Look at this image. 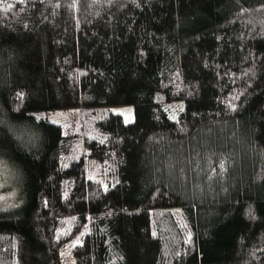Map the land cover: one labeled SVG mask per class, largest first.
<instances>
[{
	"label": "trees",
	"instance_id": "trees-1",
	"mask_svg": "<svg viewBox=\"0 0 264 264\" xmlns=\"http://www.w3.org/2000/svg\"><path fill=\"white\" fill-rule=\"evenodd\" d=\"M0 160V264H264V0L1 3Z\"/></svg>",
	"mask_w": 264,
	"mask_h": 264
},
{
	"label": "rangeland",
	"instance_id": "rangeland-1",
	"mask_svg": "<svg viewBox=\"0 0 264 264\" xmlns=\"http://www.w3.org/2000/svg\"><path fill=\"white\" fill-rule=\"evenodd\" d=\"M109 112L120 113L123 120L128 122L133 119V105L122 104L106 106L100 110L92 108H61L48 111H41L38 116L45 117L49 121L55 122L61 126L62 134L65 137H74L81 141L85 135L84 127L94 129L97 121ZM91 131V130H88ZM4 161L0 160V207H9L16 203L14 184L11 182L12 175ZM65 264H74L67 250L64 255Z\"/></svg>",
	"mask_w": 264,
	"mask_h": 264
},
{
	"label": "built area",
	"instance_id": "built-area-1",
	"mask_svg": "<svg viewBox=\"0 0 264 264\" xmlns=\"http://www.w3.org/2000/svg\"><path fill=\"white\" fill-rule=\"evenodd\" d=\"M20 1H30V0H0L1 3H10V2H20Z\"/></svg>",
	"mask_w": 264,
	"mask_h": 264
}]
</instances>
